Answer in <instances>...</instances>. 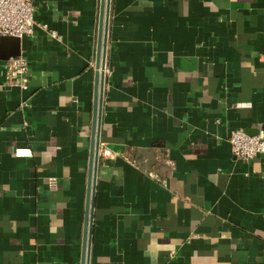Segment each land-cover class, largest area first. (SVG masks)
Masks as SVG:
<instances>
[{"label":"crops","instance_id":"crops-1","mask_svg":"<svg viewBox=\"0 0 264 264\" xmlns=\"http://www.w3.org/2000/svg\"><path fill=\"white\" fill-rule=\"evenodd\" d=\"M32 1L25 90L0 59V264H80L100 0ZM105 68L89 264H264V154L228 141L264 130V0H110Z\"/></svg>","mask_w":264,"mask_h":264},{"label":"built area","instance_id":"built-area-1","mask_svg":"<svg viewBox=\"0 0 264 264\" xmlns=\"http://www.w3.org/2000/svg\"><path fill=\"white\" fill-rule=\"evenodd\" d=\"M34 9L32 0H0V36H14L21 39L33 35L35 26L40 25L34 18ZM51 35L55 36V33L51 31ZM28 64V60L21 54L4 60L9 84L18 86L22 90L27 88ZM103 72H107L105 67ZM228 141L231 153L236 158L249 160L258 154H264V130L250 134L242 128H235L231 130ZM13 153L16 156L31 155L27 147H16ZM111 154L109 148L99 145V156ZM53 183V178H50L49 185L52 186Z\"/></svg>","mask_w":264,"mask_h":264},{"label":"water","instance_id":"water-1","mask_svg":"<svg viewBox=\"0 0 264 264\" xmlns=\"http://www.w3.org/2000/svg\"><path fill=\"white\" fill-rule=\"evenodd\" d=\"M110 0H100L99 23L95 58L94 92L92 103V124L88 164L87 193L85 203L84 225L82 234V251L80 264H89L90 245L92 238L95 184L100 143V126L102 96L104 86V67L106 43L108 36ZM20 54V39L14 36H0V59L7 60Z\"/></svg>","mask_w":264,"mask_h":264}]
</instances>
